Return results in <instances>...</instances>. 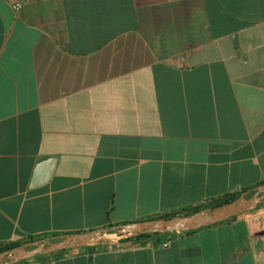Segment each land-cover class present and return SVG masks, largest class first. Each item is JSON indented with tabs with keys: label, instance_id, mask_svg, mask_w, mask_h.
<instances>
[{
	"label": "crops",
	"instance_id": "crops-1",
	"mask_svg": "<svg viewBox=\"0 0 264 264\" xmlns=\"http://www.w3.org/2000/svg\"><path fill=\"white\" fill-rule=\"evenodd\" d=\"M20 1L0 0V244L264 182V0ZM166 240L22 264H264V207Z\"/></svg>",
	"mask_w": 264,
	"mask_h": 264
},
{
	"label": "water",
	"instance_id": "water-1",
	"mask_svg": "<svg viewBox=\"0 0 264 264\" xmlns=\"http://www.w3.org/2000/svg\"><path fill=\"white\" fill-rule=\"evenodd\" d=\"M57 157H49L38 163L32 184H38L51 177ZM51 168L45 175L43 169ZM264 202V183L256 187L255 192L249 196L241 195L223 205L194 212L186 215H175L170 218L161 217L146 219L117 225L112 229H101L56 235L52 239L33 241L0 252V264H15L37 256L48 255L54 252L78 248L91 244L119 245L122 240L147 232L183 233L194 231L203 227L225 222L233 217L254 210ZM127 241V244H130Z\"/></svg>",
	"mask_w": 264,
	"mask_h": 264
},
{
	"label": "trees",
	"instance_id": "trees-1",
	"mask_svg": "<svg viewBox=\"0 0 264 264\" xmlns=\"http://www.w3.org/2000/svg\"><path fill=\"white\" fill-rule=\"evenodd\" d=\"M238 196H239V194H226V195H223V196H220V197H217V198L210 199L209 201H207L204 204H200V205H197V206H191V207H184L182 209H179V210H176V211H172L170 213H166V214H163V215H160V216H156V217H152V218H161V217L170 218V217H173L175 215H186V214H191V213H194V212L205 211L207 209H212L214 207H217V206L223 205L225 203H228V202L236 199ZM262 204L263 203H261L259 206H261ZM152 218H150V219H152ZM234 218L235 217H233V218H231L229 220H232ZM229 220H227V221H229ZM188 232H191V231H188ZM171 234L172 233H170V232H166L165 233V232L154 231V232L141 233V234H139L137 236H134V237H131V238H127V239H123L122 241L123 242H127V241L141 242V243H144V242H147V241H154L155 244H160L163 241H165L166 238L169 235H171ZM45 239H47L45 236L44 237H31L30 238V240H31L30 242L42 241V240H45ZM19 245H20L19 243L0 244V252L12 249V248L17 247ZM59 252H61V251L54 252V253H51V254H55V253H59ZM48 255H50V254H48ZM26 260H23L21 262L15 263V264H22Z\"/></svg>",
	"mask_w": 264,
	"mask_h": 264
},
{
	"label": "built area",
	"instance_id": "built-area-1",
	"mask_svg": "<svg viewBox=\"0 0 264 264\" xmlns=\"http://www.w3.org/2000/svg\"><path fill=\"white\" fill-rule=\"evenodd\" d=\"M13 8L14 9H19L22 6V2L20 0H12ZM169 244V241H164L163 245L167 246Z\"/></svg>",
	"mask_w": 264,
	"mask_h": 264
},
{
	"label": "rangeland",
	"instance_id": "rangeland-1",
	"mask_svg": "<svg viewBox=\"0 0 264 264\" xmlns=\"http://www.w3.org/2000/svg\"><path fill=\"white\" fill-rule=\"evenodd\" d=\"M259 207H264V202H263V204L261 205V206H259ZM257 209V208H256Z\"/></svg>",
	"mask_w": 264,
	"mask_h": 264
}]
</instances>
